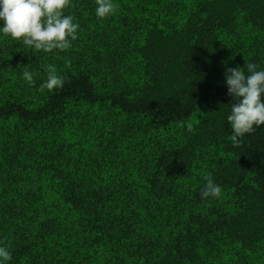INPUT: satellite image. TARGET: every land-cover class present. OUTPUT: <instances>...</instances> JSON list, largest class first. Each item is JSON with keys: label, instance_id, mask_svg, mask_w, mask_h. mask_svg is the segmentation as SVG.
Here are the masks:
<instances>
[{"label": "trees", "instance_id": "trees-1", "mask_svg": "<svg viewBox=\"0 0 264 264\" xmlns=\"http://www.w3.org/2000/svg\"><path fill=\"white\" fill-rule=\"evenodd\" d=\"M113 2L72 0L67 51L0 32L6 264H264V125L233 146L225 79L264 70V0Z\"/></svg>", "mask_w": 264, "mask_h": 264}, {"label": "clouds", "instance_id": "clouds-1", "mask_svg": "<svg viewBox=\"0 0 264 264\" xmlns=\"http://www.w3.org/2000/svg\"><path fill=\"white\" fill-rule=\"evenodd\" d=\"M96 4L98 18H108L117 10L113 0H96ZM68 7H74L72 0H0V21H3L0 32L38 52L67 51L72 47V41L78 38L79 29V24L73 22V16L64 14ZM224 63L226 65L227 62ZM70 65L71 61H66V66ZM245 67L247 75L243 71ZM257 67L254 63H245L243 68L226 67L228 94L237 101L227 116L233 130L229 140L234 147L241 145L245 134H251L255 128L264 125V70H257ZM46 71L47 79L40 85V91L63 87L65 78L58 74L54 65H47ZM22 75L29 84L35 83L37 73L25 68ZM188 129L193 130L191 124ZM205 179L207 183L201 190L202 198H220L222 188L210 174H206ZM11 258L8 247L0 246V264H6Z\"/></svg>", "mask_w": 264, "mask_h": 264}]
</instances>
